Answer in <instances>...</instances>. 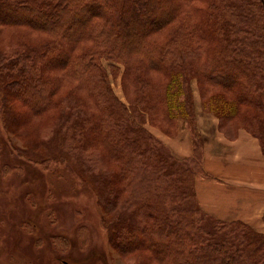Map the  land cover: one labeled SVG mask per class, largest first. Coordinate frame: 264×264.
<instances>
[{
    "label": "trees",
    "instance_id": "16d2710c",
    "mask_svg": "<svg viewBox=\"0 0 264 264\" xmlns=\"http://www.w3.org/2000/svg\"><path fill=\"white\" fill-rule=\"evenodd\" d=\"M189 1L0 0L1 25L45 34L0 50V91L17 102L3 120L54 111L47 142H37L92 176L109 241L136 264H264V232L198 202L196 177L208 175L199 129L193 154L179 157L145 126L146 113L174 126L194 117L197 76L221 88L207 103L226 136L244 128L264 139V0ZM105 60L114 73L125 66L126 101Z\"/></svg>",
    "mask_w": 264,
    "mask_h": 264
},
{
    "label": "rangeland",
    "instance_id": "374dc122",
    "mask_svg": "<svg viewBox=\"0 0 264 264\" xmlns=\"http://www.w3.org/2000/svg\"><path fill=\"white\" fill-rule=\"evenodd\" d=\"M197 1H189V6L196 7ZM24 38L38 44L45 39V34L23 26L0 24V50L11 54L14 45L23 42ZM105 64L114 92L126 101L122 82L125 66L120 64V71L114 73L108 60ZM189 89L194 117L180 118L174 126L163 121L162 117L153 116L151 120L146 113L145 126L172 153L171 144L184 134L190 135L194 145L195 128L204 139L199 121L210 127L220 126V118L210 109L207 97L213 92L220 93L221 88L207 87L204 81L192 76ZM12 101L9 95L0 91V264H136L138 260L125 257L110 243L107 230L102 225L104 209L92 176L71 156L72 161H62L58 146L49 144L43 148L44 142L42 145L37 142L41 139L47 142L43 137L48 135L55 118L54 111L37 118L33 116L19 125L8 114L4 122L6 109L17 103L11 104ZM257 139L263 148L264 139ZM16 147H21L25 156ZM45 157L49 158L48 164L34 162ZM215 224L213 218H206L208 229H215ZM253 229L264 232V229Z\"/></svg>",
    "mask_w": 264,
    "mask_h": 264
},
{
    "label": "crops",
    "instance_id": "0c3cea01",
    "mask_svg": "<svg viewBox=\"0 0 264 264\" xmlns=\"http://www.w3.org/2000/svg\"><path fill=\"white\" fill-rule=\"evenodd\" d=\"M200 122L204 135L203 165L208 175L196 177L200 206L220 220H242L264 229V152L258 139L245 129L228 138L218 124ZM174 153H193V139L185 135L172 144Z\"/></svg>",
    "mask_w": 264,
    "mask_h": 264
}]
</instances>
